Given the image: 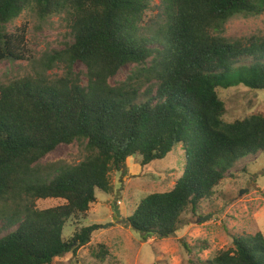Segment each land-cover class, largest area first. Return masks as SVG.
I'll list each match as a JSON object with an SVG mask.
<instances>
[{"label":"trees","instance_id":"trees-1","mask_svg":"<svg viewBox=\"0 0 264 264\" xmlns=\"http://www.w3.org/2000/svg\"><path fill=\"white\" fill-rule=\"evenodd\" d=\"M152 3L0 0V61L27 58L24 28L6 29L24 11L40 19L62 16L72 36L34 76L0 81V204L14 205L0 236V264H51L76 255L99 226L64 240L67 221L86 216L97 190L114 192L111 173L129 156L139 154L145 166L177 144L184 149L182 175L169 190L143 197L127 218L145 241L175 233L183 211L190 207L196 216L233 162L264 150V113L225 122L218 93L240 84L264 88V35H223L231 18L263 15L264 0H160L156 17L144 21ZM77 61L85 66V83L73 69ZM59 65L62 75L46 74ZM125 65L132 70L111 84ZM74 141L85 142L82 161L52 176L36 173L43 156ZM46 198L63 204L37 209L35 201ZM232 242L192 263L264 264L263 233Z\"/></svg>","mask_w":264,"mask_h":264},{"label":"rangeland","instance_id":"rangeland-1","mask_svg":"<svg viewBox=\"0 0 264 264\" xmlns=\"http://www.w3.org/2000/svg\"><path fill=\"white\" fill-rule=\"evenodd\" d=\"M159 1L152 0L153 9L146 14L144 21L156 17ZM23 28L26 32L27 58L0 61V81L3 83L27 75L34 76L42 70L43 61L53 50L63 49L72 41L67 23L59 15L40 19L35 13L24 11L6 24L7 31L11 33ZM223 35L228 38L264 35V14L231 18L225 24ZM73 69L80 73L85 83V66L77 61ZM131 70L132 65L123 66L110 79V83L123 80ZM46 74L50 77L60 76L63 68L56 66ZM218 93L225 104L222 116L225 122L264 113V88L253 89L240 84L219 88ZM86 153L84 141L60 144L35 165L36 173H49L52 176L57 168L82 161ZM184 166L182 144H177L164 158L145 166L141 165L139 154L129 156L120 170L111 173L114 192L106 194L97 190L96 200L90 205L86 216L72 217L63 229L64 240H69L75 230L98 225L90 242L82 246L76 255L66 253L55 258L51 264H193L192 260L205 261L219 251L232 248L235 236L257 232L264 234V150H259L248 152L231 164L213 195L199 203L196 216L190 207L183 211L175 233L163 239L150 237L144 241L142 234L129 225L127 218L143 197L169 190L182 175ZM116 197L120 216L114 212ZM60 204H63V200L58 198L35 201L37 209ZM13 212L12 203L0 204V236L8 231L3 225ZM206 215H211L208 220L197 221L200 216ZM100 245H103L105 254H102ZM194 246L200 248L194 249Z\"/></svg>","mask_w":264,"mask_h":264},{"label":"water","instance_id":"water-1","mask_svg":"<svg viewBox=\"0 0 264 264\" xmlns=\"http://www.w3.org/2000/svg\"><path fill=\"white\" fill-rule=\"evenodd\" d=\"M118 201H117V197L115 198V203H114V212L117 216H120V211H119V208H118ZM211 215H206V216H200L197 221H206L209 219Z\"/></svg>","mask_w":264,"mask_h":264}]
</instances>
